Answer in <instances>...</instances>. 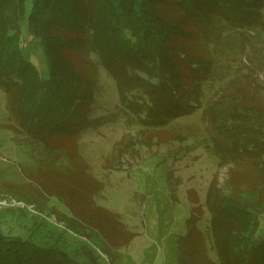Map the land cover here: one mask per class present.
<instances>
[{"label":"trees","instance_id":"16d2710c","mask_svg":"<svg viewBox=\"0 0 264 264\" xmlns=\"http://www.w3.org/2000/svg\"><path fill=\"white\" fill-rule=\"evenodd\" d=\"M262 27L264 0H0V88L8 96L7 108L19 114L10 129L20 142L28 140L51 153L49 147L65 146L57 144L60 139L76 138L91 125L97 78L82 75L66 55L77 52L90 64L94 55L113 79L127 124L142 126L138 142L144 144L141 139L150 129L162 130L200 108L221 35ZM29 46L42 49L46 76L32 64L31 48L25 50ZM224 97L212 100L201 117L209 113L205 130L219 163L234 168L225 190L217 178L209 184L206 231L197 225L203 213L190 208L186 233L178 239L179 264H264V234L257 233L264 212V108L234 94L214 106ZM155 137L160 135L150 138ZM129 144L137 143H115L106 167L112 168ZM54 159L39 168L38 177L28 174L38 186L12 189L9 184L6 192L20 201L35 200L40 213L44 204L39 198L55 196L68 208L64 228L74 237L91 240L92 234L105 248L111 241L119 245L124 226L118 215L93 201L102 183L84 171L69 185L62 183ZM166 180L171 185L175 178L168 172ZM245 180L251 183L240 190L238 183ZM193 196L189 191L188 198ZM52 228L49 236H37L35 226L21 230L0 223V264H74L73 252L91 251L83 242L66 244L65 231ZM206 232L215 259L204 249Z\"/></svg>","mask_w":264,"mask_h":264},{"label":"rangeland","instance_id":"374dc122","mask_svg":"<svg viewBox=\"0 0 264 264\" xmlns=\"http://www.w3.org/2000/svg\"><path fill=\"white\" fill-rule=\"evenodd\" d=\"M28 48H31L32 64L42 76H46L47 62L42 49L29 46L25 50ZM66 55L82 75L97 78V84L88 115L91 125L78 137L57 142L65 143V146L49 147L52 149L50 153L44 150L45 147L33 146L28 140L20 142L10 129L18 120V111L14 110L13 114V110L7 108L8 96L0 88V223L12 224L21 230L35 226L37 236L42 232L43 236H49L52 227L65 231L66 244L70 242L79 247L83 242L91 249L87 255L73 252L74 264H179L178 239L186 233L190 208L203 213L204 218L197 225L203 232L206 231L210 221L205 205L209 184L217 178L220 190H225L227 178L234 168L221 166L214 155L208 131L205 130L206 124H210L206 117L209 113H205L204 119L201 114L212 100L227 97L228 94L240 96L245 103L264 108V27L244 33L233 30L221 35L214 49L216 65L213 77L202 88L205 99L200 102V108L189 116L172 121L162 130L157 129L158 132L150 129L141 139L144 144L138 142L142 126H128L129 119L118 104L116 84L96 57L92 56L94 63L90 64L86 59L82 60L77 52ZM226 97L214 106L226 102ZM20 133L25 134L24 131ZM158 134L159 138H150ZM120 140L123 144L130 141L137 144H129L126 154L113 162L112 168H108L106 165L113 155L112 148ZM76 155L87 166L82 167ZM51 156H55L57 171L54 172L63 175L59 177L62 183L69 185L81 172L102 183L93 194V201L118 215V221L124 226L119 245L111 241V246L105 248L100 239L92 234L91 240L74 237L71 231L64 228L63 220L69 217L68 208L55 196L39 198L40 204H44V211L40 213L35 200L20 201L6 192L9 184H12L9 185L12 189H16L17 185L25 189V185H35L37 180H28V174L38 177L39 168L46 165ZM72 159L75 160L73 164ZM242 168L245 169V165ZM68 169L72 172L66 174ZM168 172L175 178L171 185L166 180ZM81 178L88 177L81 174ZM250 183L241 181L239 189L248 188ZM87 185L93 187V183ZM189 191L195 194L193 200L188 198ZM15 193L19 194L18 191ZM108 220L112 221L109 217ZM258 220L257 233L262 235L264 212L260 213ZM84 233L90 236L86 230ZM205 235L204 249L215 259V253L210 249L211 238L208 233Z\"/></svg>","mask_w":264,"mask_h":264}]
</instances>
